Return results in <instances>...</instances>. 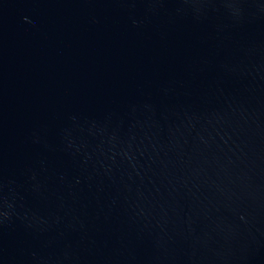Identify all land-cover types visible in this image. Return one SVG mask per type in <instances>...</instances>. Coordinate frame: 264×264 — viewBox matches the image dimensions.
<instances>
[{
	"label": "water",
	"instance_id": "95a60500",
	"mask_svg": "<svg viewBox=\"0 0 264 264\" xmlns=\"http://www.w3.org/2000/svg\"><path fill=\"white\" fill-rule=\"evenodd\" d=\"M0 264H264V0H0Z\"/></svg>",
	"mask_w": 264,
	"mask_h": 264
}]
</instances>
